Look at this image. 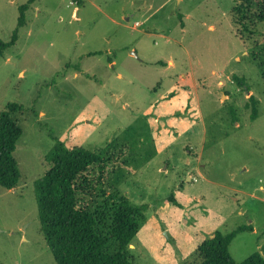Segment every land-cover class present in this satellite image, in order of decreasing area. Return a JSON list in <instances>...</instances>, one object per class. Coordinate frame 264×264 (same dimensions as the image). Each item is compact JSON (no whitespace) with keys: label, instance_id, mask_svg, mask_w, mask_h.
I'll list each match as a JSON object with an SVG mask.
<instances>
[{"label":"rangeland","instance_id":"1","mask_svg":"<svg viewBox=\"0 0 264 264\" xmlns=\"http://www.w3.org/2000/svg\"><path fill=\"white\" fill-rule=\"evenodd\" d=\"M25 2L0 0L1 42ZM232 7L233 0L30 4L17 39L0 52V111L18 105L11 118L22 129L18 183L0 187V264H56L33 182L58 141L102 156L124 152L102 188L148 205L130 245L135 264H195L199 244L240 225L253 229L231 240L233 259L259 250L264 76L251 52L254 39L264 41V22L260 33L242 36ZM250 95L258 100L254 119Z\"/></svg>","mask_w":264,"mask_h":264},{"label":"trees","instance_id":"2","mask_svg":"<svg viewBox=\"0 0 264 264\" xmlns=\"http://www.w3.org/2000/svg\"><path fill=\"white\" fill-rule=\"evenodd\" d=\"M35 0L19 6L16 27L8 42L0 41V52L17 39L25 23V10ZM232 14L237 31L253 37L264 22V0H233ZM253 40L252 58L264 76V41ZM236 83L249 90L244 77L233 76ZM250 118L257 117L258 100L249 96ZM20 107L7 103L0 111V187L14 188L19 180L14 157L22 129L11 118ZM124 152L114 157L82 147H67L62 142L46 155L49 164L44 174L33 182L40 232L56 264H135L132 239L146 219L147 204H133L116 188H102L107 183L108 166L117 163ZM121 162V161H120ZM98 191L101 200L93 204ZM252 226L240 225L223 233L215 231L195 250V264H264V244L237 262L229 252L234 236Z\"/></svg>","mask_w":264,"mask_h":264},{"label":"crops","instance_id":"3","mask_svg":"<svg viewBox=\"0 0 264 264\" xmlns=\"http://www.w3.org/2000/svg\"><path fill=\"white\" fill-rule=\"evenodd\" d=\"M113 61H111V63H112ZM169 63H172L170 60L168 61Z\"/></svg>","mask_w":264,"mask_h":264},{"label":"water","instance_id":"4","mask_svg":"<svg viewBox=\"0 0 264 264\" xmlns=\"http://www.w3.org/2000/svg\"><path fill=\"white\" fill-rule=\"evenodd\" d=\"M133 54L136 56V53L135 52H133Z\"/></svg>","mask_w":264,"mask_h":264}]
</instances>
